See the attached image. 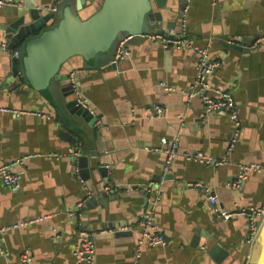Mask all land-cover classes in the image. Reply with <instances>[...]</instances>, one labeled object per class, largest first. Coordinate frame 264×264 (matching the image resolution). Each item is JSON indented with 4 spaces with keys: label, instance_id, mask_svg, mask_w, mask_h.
Wrapping results in <instances>:
<instances>
[{
    "label": "crops",
    "instance_id": "1",
    "mask_svg": "<svg viewBox=\"0 0 264 264\" xmlns=\"http://www.w3.org/2000/svg\"><path fill=\"white\" fill-rule=\"evenodd\" d=\"M48 1L28 0L44 5ZM171 2L176 4L173 10L161 11L168 22L177 24L179 3L167 4ZM5 8H0V22ZM184 30L191 47L168 48L145 39L131 43V56L117 70H74L80 93L101 114L95 123L99 135L89 128L74 136L83 142L81 153L101 152L99 158L113 165L118 181L108 189L116 198L106 206L87 208L83 221L84 214L76 215L75 209L91 195L79 168L74 169V142L62 136L63 131L72 132L51 105H42L37 92L31 97L14 92V82L6 80L21 45L12 50L0 36V108L47 114L18 116L0 109V166L26 156L17 190L5 186L0 176V227L48 215L3 234L0 264H22L24 250L30 252L31 264H77L74 251L82 228L95 232L96 253L93 262L80 264L246 262L251 251L247 218L225 219L214 208L264 205V171L251 170L239 188L230 186L240 164L264 163V0H192ZM198 48H205L220 66L198 85L204 87L203 95L189 97L196 82ZM224 94L231 97L241 123L235 141L230 115L204 110V95ZM172 141H177L179 155L166 168L165 150ZM186 152L227 161L213 166L186 159ZM157 191L155 224L166 242L140 244L144 212ZM211 198L216 199L214 206ZM216 244L222 249L214 256Z\"/></svg>",
    "mask_w": 264,
    "mask_h": 264
},
{
    "label": "water",
    "instance_id": "2",
    "mask_svg": "<svg viewBox=\"0 0 264 264\" xmlns=\"http://www.w3.org/2000/svg\"><path fill=\"white\" fill-rule=\"evenodd\" d=\"M13 1L15 5L4 9L0 36L12 50L20 45L21 48L12 60V74L6 81L14 82V92L22 91L29 97L37 92L44 100L43 106L51 105L72 132L63 131L62 136L71 139L74 145L79 139L74 136L79 135L78 131L96 128L99 135L100 127L95 123L101 114L80 101L83 96L77 95L72 87L71 71L84 66L117 70L131 56L132 42L145 40L148 34H165L170 28L181 32L187 4V0H178V23L172 24L161 11V8L171 11L176 6L173 2L167 4L168 0H50L49 5L28 0L18 5L22 0ZM127 37L130 38L123 46L130 55L114 62L120 42ZM98 155L101 152L97 149L73 157L74 169L79 168L91 195L81 207L76 206L75 214H84L81 221L87 208L98 203L106 206L116 198V194L108 193L118 182L113 165L104 164ZM219 249L222 248L218 244L213 245L212 254L215 256ZM247 264H264V219Z\"/></svg>",
    "mask_w": 264,
    "mask_h": 264
},
{
    "label": "built area",
    "instance_id": "3",
    "mask_svg": "<svg viewBox=\"0 0 264 264\" xmlns=\"http://www.w3.org/2000/svg\"><path fill=\"white\" fill-rule=\"evenodd\" d=\"M192 0H187L186 4V10L185 13L190 6ZM15 5V2L12 0H0V8L13 6ZM184 13V15H185ZM130 37L125 38L120 42V45L116 51L114 62L118 61L119 59L129 56L130 51L126 48H124V43L129 39ZM146 38L150 41L156 42L161 44L165 47H172V48H187L191 47V42L186 38V33L184 30V21H183V30L181 32H178L175 28H170L167 33L165 34H148L146 35ZM264 39V38H263ZM5 46L3 45V48ZM7 48V46H6ZM198 62H197V74H196V82L192 88V90L189 92V97H193L197 94L203 95L204 93V87L201 86L198 88V85H202L204 80L212 75V73L220 66V61L218 59L210 58L208 55V52L205 48H198ZM14 56H18V51H15ZM69 78L72 84V87L77 95H80V90L77 85V72L71 71L69 74ZM167 89H171L169 86H166ZM204 97V110L206 113H212V112H221V113H227L230 115V117L234 120V124L236 127L235 131V137L233 141H235L236 137L239 134L240 131V120L238 117V112L236 108L234 107L233 101L231 97L227 94H224L223 96L219 98H211L206 95ZM80 101L83 104H87V99L84 97H81ZM157 110L160 112L163 111V108L161 106H156ZM2 111L12 112L15 115H20L22 113L31 112L36 115L46 116V113L42 112H32L27 110H21L18 108H11V107H1ZM83 142L78 141L76 145L71 147L70 152L72 157H77L81 153V147ZM233 145V142L231 143ZM165 152L167 153V166L166 168H169L171 165V162L179 155L178 149H177V141H172L171 145L166 148ZM183 156L188 160H196L201 163L210 164L213 166H218L221 164H224L227 160L226 159H219L213 155L205 154L203 152H196V153H183ZM26 156L18 158L16 160L6 162L0 166V176L2 177L3 183L5 186L9 187L11 190H17L20 186L21 178L25 173L24 164H25ZM251 170L255 171H264V163L260 162H250V163H243L240 164L239 172L235 179L231 182L230 186L231 188L237 189L239 188L242 183L247 179L248 172ZM81 182L83 186L87 190V184L86 181L81 178ZM189 185H200L201 183H193L190 182ZM208 189V188H207ZM156 196L149 199V207L144 212V223H143V233L140 240V244H143V242H146L150 246H158L165 244V237L163 234L157 231L156 224H155V206L156 202L160 197L159 192L157 191ZM211 202L215 205L216 199L211 198ZM216 211V214H218L220 217L229 219L234 216H245L247 218L248 222V232H247V242L250 244L251 248L253 246L254 240L258 234V231L260 229V226L262 224V221L264 219V205L260 207H239L235 210H227L223 211L219 207L214 208ZM46 216H38L33 218H28L16 223L8 224L5 226L0 227V241L2 239V236L5 232L12 228H18L25 226L30 223L38 222L46 218ZM94 233L91 230L87 228H82L79 231L77 240L78 243L76 245L74 256L76 259V263L80 264L84 261L87 262H93L95 258L96 253V241L94 237ZM251 252V251H250ZM249 258V256H248ZM20 259L22 264H31L32 263V257L28 250H24L21 255ZM248 259L244 264H247Z\"/></svg>",
    "mask_w": 264,
    "mask_h": 264
}]
</instances>
